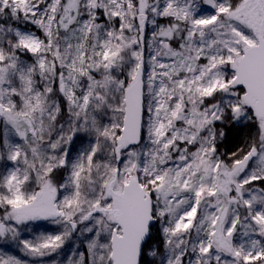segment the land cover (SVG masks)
I'll return each mask as SVG.
<instances>
[{"label":"snow or ice","instance_id":"obj_1","mask_svg":"<svg viewBox=\"0 0 264 264\" xmlns=\"http://www.w3.org/2000/svg\"><path fill=\"white\" fill-rule=\"evenodd\" d=\"M0 264H264V0H0Z\"/></svg>","mask_w":264,"mask_h":264},{"label":"trees","instance_id":"obj_2","mask_svg":"<svg viewBox=\"0 0 264 264\" xmlns=\"http://www.w3.org/2000/svg\"><path fill=\"white\" fill-rule=\"evenodd\" d=\"M248 133V129L233 130L225 140L222 150H234L237 146L243 143L244 138Z\"/></svg>","mask_w":264,"mask_h":264},{"label":"rangeland","instance_id":"obj_3","mask_svg":"<svg viewBox=\"0 0 264 264\" xmlns=\"http://www.w3.org/2000/svg\"><path fill=\"white\" fill-rule=\"evenodd\" d=\"M7 251H9L10 254H18V253H17V250L14 249V248H13V249H9V250H7ZM20 255H22V254H20Z\"/></svg>","mask_w":264,"mask_h":264}]
</instances>
